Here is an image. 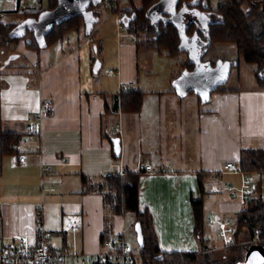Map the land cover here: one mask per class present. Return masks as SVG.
<instances>
[{"label": "crops", "instance_id": "obj_1", "mask_svg": "<svg viewBox=\"0 0 264 264\" xmlns=\"http://www.w3.org/2000/svg\"><path fill=\"white\" fill-rule=\"evenodd\" d=\"M120 1L118 11L101 14L93 43L72 32L40 50L29 49L25 40L0 48V136H21L16 154H0V249L17 244L20 237L36 243L41 206L45 227L53 234L49 249L66 254L57 264H95L106 210L102 195L83 192L82 177L99 179L128 168L145 171L147 165L152 170L141 176L139 204L153 216L162 251L223 256L228 247H245L248 234L235 240L236 216L251 198L264 199V172L245 174L223 166L240 165L257 150L264 152V87L256 77L258 65L242 56L238 63L224 58L221 69L231 68L225 84L208 103L198 104L197 96L187 92L222 83L219 69L205 66L183 73L176 89L175 79L183 72L174 69L176 56L137 48L136 37L117 15L134 8V2L122 8ZM48 5L49 0H0L5 14L0 24L18 23L23 13ZM45 17L51 23L61 20L60 14ZM96 61L101 64L97 73ZM34 63L42 73L30 80ZM110 69L116 74L107 75ZM207 69L220 75L209 82ZM198 73L206 76L199 89L180 83ZM123 84L144 92L139 113L121 111ZM48 98L55 114L35 119ZM33 122L38 134L29 138ZM197 200L204 207L203 243L194 233L192 201ZM112 220L114 234L127 242L136 226L133 215Z\"/></svg>", "mask_w": 264, "mask_h": 264}, {"label": "trees", "instance_id": "obj_2", "mask_svg": "<svg viewBox=\"0 0 264 264\" xmlns=\"http://www.w3.org/2000/svg\"><path fill=\"white\" fill-rule=\"evenodd\" d=\"M79 9L70 12L63 0H49L48 8L35 13H23L18 23L0 24V48L15 44L20 40L27 42L29 49L40 50L55 44L65 35L76 32L88 37L99 24L101 13L98 7L103 0H79ZM221 0L217 8H211L209 0H140V5L125 11L121 22L136 37L137 48L156 49L166 56L175 57L182 52L191 56L183 67V72L175 79L187 73H197L203 67L221 70L223 82L207 91L189 90L188 94L197 96L198 104L208 103L211 94L222 89L231 68L227 73L221 69L225 59L205 63L203 56L215 43L233 44L238 57L249 63H256L257 80L264 87V0ZM119 5V0H117ZM49 14H62L63 18L49 24L46 31L40 29L43 18ZM197 55V58H195ZM185 73V74H183ZM175 83V87H177ZM144 92L136 88L121 89L120 109L124 113L137 114L141 111ZM21 136L15 133H2L0 136L1 156L16 154ZM239 169L245 174L264 172V152L257 150L251 157L241 162ZM145 171L126 169L123 173H108L99 179L82 177L84 193L102 195L105 207L104 233L102 239L113 236L115 215L131 214L135 225L142 231L144 245L141 252V264H201L210 255L196 252L162 251L153 224V216L147 209L141 210L139 184ZM200 188L203 191L201 182ZM194 215V233L203 243L204 207L201 200L192 201ZM235 236L238 243L240 233L248 234L250 243L264 246V199L260 196L251 198L246 207L238 213L235 220ZM124 239V238H123ZM102 241V240H101ZM238 247L233 245L225 249L230 252ZM160 256V257H158ZM202 256V258H201ZM203 260V261H201ZM95 264H101L95 262ZM223 264V263H221ZM229 264V263H227ZM235 264V263H233Z\"/></svg>", "mask_w": 264, "mask_h": 264}, {"label": "built area", "instance_id": "obj_3", "mask_svg": "<svg viewBox=\"0 0 264 264\" xmlns=\"http://www.w3.org/2000/svg\"><path fill=\"white\" fill-rule=\"evenodd\" d=\"M104 9L109 10L110 13L118 11L117 0H103ZM24 8H20L19 12H24ZM120 19H123L125 13L117 12ZM5 17L4 13H0V19ZM87 41L94 42L92 35H89ZM32 75L30 80H34L36 76H40L41 67L34 63L32 65ZM106 74L109 76L115 75L116 71L113 69L107 70ZM129 86L123 84L121 89L125 90ZM55 114V105L52 99H43L40 103L39 112L35 115V119H42L43 117L53 116ZM37 125L33 122L29 129V138L37 135ZM13 147H17L15 144ZM25 157H20V162H24ZM223 169L227 171H239V165L235 163H226ZM152 170L151 166H145V171ZM163 171V170H162ZM52 232L46 229L43 221L42 207L37 209V223H36V243L30 244L27 238L20 237L17 244L8 245L0 249V264H57L64 261L66 254L63 251L49 249V240L52 237ZM227 243H232L227 241ZM102 251L96 256L95 261L101 264H139L141 261V252L139 247L134 248L133 245L127 243L121 235H113L105 237L101 241ZM160 257V256H158Z\"/></svg>", "mask_w": 264, "mask_h": 264}, {"label": "rangeland", "instance_id": "obj_4", "mask_svg": "<svg viewBox=\"0 0 264 264\" xmlns=\"http://www.w3.org/2000/svg\"><path fill=\"white\" fill-rule=\"evenodd\" d=\"M133 1L135 6H139L140 5V0H121L120 1V7L125 8V5H127L128 2ZM221 0H209L210 6L211 8H217L218 4ZM248 1L245 0L243 2V6H248ZM98 11L102 14V16L106 15L109 13V10L107 9H103L102 7H98ZM49 24H51V18H46L44 17V19L42 20V22L40 23V29L42 31H46ZM235 48L233 44H227V43H215L213 44L209 50L205 53L204 55V61L206 63H208L209 60L211 61H215L218 58H231V59H235L237 58V54L235 53ZM143 51V49H141ZM145 51V50H144ZM144 55L145 52L142 53V57H141V61L144 59ZM174 61L173 65H174V69H179L181 70L183 67V65L186 62H189L191 58V56L189 55V53L187 52H182L180 53L178 56H176L175 58H173ZM193 60V59H192ZM208 60V61H207ZM179 65V67H178ZM237 67L233 66L232 70H235ZM144 65H142V71H144ZM99 75H103V71L101 70ZM206 75H207V80L210 82V78L211 76H215V75H220L219 73H217L216 71L213 70H206ZM204 80H206V76L205 78L202 77V75L200 73L198 74H193V75H189V76H184L181 79V84L182 85H187V83H189L187 85V87H193V88H197L199 89V84L202 83ZM177 83V82H175ZM190 85V86H189ZM179 87H177L176 89H178ZM126 240L128 243L132 244L134 246V248H138L139 247V243H138V238H137V233L135 231V229L133 228L132 230H130V233H128L126 235ZM246 248L244 246H238L235 249H233L230 252H223V256H211L210 258H208L207 260H205V262H201V264H239L241 263L244 258H245V254H246ZM202 258V256H201ZM203 261V260H201Z\"/></svg>", "mask_w": 264, "mask_h": 264}, {"label": "water", "instance_id": "obj_5", "mask_svg": "<svg viewBox=\"0 0 264 264\" xmlns=\"http://www.w3.org/2000/svg\"><path fill=\"white\" fill-rule=\"evenodd\" d=\"M63 1H64L65 8L68 11L75 12L79 9V6H80L79 0H63ZM60 15H61V19H62L63 15L62 14H60ZM54 23H57V22H54ZM14 57L15 56H13L12 58H14ZM195 58H197V55H195ZM100 66H101L100 62L96 61L95 65H94V72L95 73L98 72ZM219 73L221 74V70H219ZM135 231L137 233L138 243H139L140 247H142L144 245V239H143L142 231H141L139 225L135 226ZM239 264H264V246L258 245V244L251 245L246 251L244 260Z\"/></svg>", "mask_w": 264, "mask_h": 264}]
</instances>
